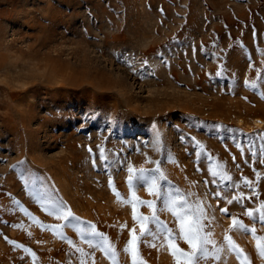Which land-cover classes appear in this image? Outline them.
<instances>
[{"label":"rangeland","instance_id":"obj_1","mask_svg":"<svg viewBox=\"0 0 264 264\" xmlns=\"http://www.w3.org/2000/svg\"><path fill=\"white\" fill-rule=\"evenodd\" d=\"M246 80L256 88L245 87ZM261 133L264 0H0V264H33L5 237L30 248L35 264H112L110 253L95 246L99 237L63 227L61 239L29 219L26 212L45 225L67 223L41 209L49 195L79 217L73 224H94L107 237L116 264H131L123 249L139 225L132 205L121 201L155 200L160 209L163 200L135 179L130 190L127 168L158 176L151 171L156 161L166 177L161 190L187 199L193 211L199 201L205 230L224 246L220 259L201 264H264L252 232L229 229L236 217L264 237L256 211L264 203ZM193 138L203 145L199 159ZM241 193V203H227ZM157 215L176 228L171 213ZM226 232L242 250L239 258L227 251ZM138 251L145 264H175L167 246L140 242Z\"/></svg>","mask_w":264,"mask_h":264},{"label":"snow or ice","instance_id":"obj_2","mask_svg":"<svg viewBox=\"0 0 264 264\" xmlns=\"http://www.w3.org/2000/svg\"><path fill=\"white\" fill-rule=\"evenodd\" d=\"M158 55H160L161 57L163 56L162 53H158ZM143 63L147 65L148 61L144 60ZM216 75L221 76L222 71L218 70L216 72ZM245 87L256 88V83L252 82L251 84H249V82L246 80ZM259 135L261 137H264V133H261ZM181 139H184V137H181ZM154 143H159L158 133L157 140L154 141ZM193 144L195 147L200 149V151H197V159H199L202 154L203 145H200L198 144V142H195L194 138ZM235 147L240 151L241 155L243 156L244 147H242L239 143H236ZM91 151L92 150L89 149V152ZM250 151L253 158H255V149H250ZM260 155V162L264 164V145H262L260 148ZM100 159L102 161L106 160L103 148H100ZM233 161H235L234 156ZM155 163L157 164V167L151 171L152 173H159L158 176L155 174L146 175L145 169H134L131 163L128 164L127 168V171L129 173L127 183L130 190L133 187V180L135 179L137 181L143 182L147 186V191L149 195L155 196L157 200H163V207L160 209L156 208L155 200H140L137 197L135 202L131 199L121 201L122 203L132 205V219L136 224L139 225V235L136 234V227L131 228L129 230L130 238L127 240L126 246L123 249L124 253L131 255V264H145V261L139 256L138 247L140 242H143L145 247L150 248H157L158 246L162 248L167 246L168 250L171 252L172 257L174 258L175 264H201V261L207 260L209 256H214V258L217 260L220 259L219 253L224 250V246L217 247L215 241L211 239V231L205 230V225L202 223V220L205 216V212L204 209L201 207L200 202H196L195 210L193 211V205L190 204L187 199L182 198L178 194L173 195V192L170 189H164L162 191L159 181L165 180L166 177L159 168L160 162L156 161ZM93 166L95 167V161H93ZM237 167H239V165H237ZM134 173L136 174L134 175ZM209 173L213 177H216L218 175L216 171L212 170L211 166H209ZM256 176L258 181L260 178V174L256 173ZM221 179L230 181L231 177L226 174H223L221 175ZM108 183L109 187L112 188L111 178H109ZM205 183L207 184L208 182L206 181ZM242 183L248 186L250 189L252 188L251 182L248 181L246 178H242ZM236 187H240V185L237 184ZM113 191L115 192L114 188ZM252 194L258 195L255 189H252ZM212 195L214 197H220L221 192L218 190ZM116 196L117 199L120 200V194L116 193ZM242 196V193L239 196H233L232 199L227 200V203L232 204L234 201L236 203H241ZM39 204L41 209L45 211L48 215L53 216L57 220L67 222L66 224L45 225L39 220H37L34 216H32L31 213L26 212L29 219L33 223L38 225L41 230L46 229L52 232L53 235L60 236L61 239H67L63 236L61 229L63 227H72L75 228L76 231L81 233L82 235L86 233L87 235H90L92 237H99L100 242L97 243L95 246H103V250L105 252L110 253L112 264H116L117 254L114 249V246L108 244L107 237L103 233L98 232L94 224L89 225L87 229L80 228L78 225L73 224L72 221H79V217H75L72 212L66 208L63 201L59 200L55 196L49 195L46 199L42 198L39 201ZM137 204L146 205L150 209L151 214L148 216L138 214L136 207ZM157 211L171 213L172 217H174L176 228H171L164 221L160 220L159 216L157 215ZM256 211H259V220L264 223V203H262ZM220 212L223 214H227L228 209L221 208ZM245 214L251 218L253 216V211H246ZM149 225H153L154 229L152 227H149ZM13 227L19 228L21 227V225L15 224L13 225ZM119 227L120 229H123L125 225L121 224ZM233 228H236L241 232L251 231L253 234V238L257 240V253L260 258L264 259V245L260 243V241L264 240V237H256L255 228H246V226L236 217L232 218V224L229 226V229ZM29 235L31 234L29 233ZM142 238L145 239H143L142 241ZM5 240L7 241V243L12 245L13 248L23 249L26 254L32 257L33 264H35V261L37 259L36 254L30 248H27L22 244H18L15 241L8 240L7 237H5ZM177 240L183 241V243L187 245V249L180 247L179 244L176 242ZM223 241L224 245H226L227 247V251L236 252L237 257L239 258V256L242 254V250L237 247L232 237L229 236L227 232L224 234ZM68 243L72 244V241L68 240ZM87 243L90 248L94 246L93 240H88ZM208 245H212V252L209 251ZM76 251L80 252L82 255L84 254L83 250L80 248H76ZM245 259H247V257H245ZM80 264H84V261L81 260Z\"/></svg>","mask_w":264,"mask_h":264},{"label":"bare ground","instance_id":"obj_3","mask_svg":"<svg viewBox=\"0 0 264 264\" xmlns=\"http://www.w3.org/2000/svg\"><path fill=\"white\" fill-rule=\"evenodd\" d=\"M31 99H33V98L31 97Z\"/></svg>","mask_w":264,"mask_h":264}]
</instances>
